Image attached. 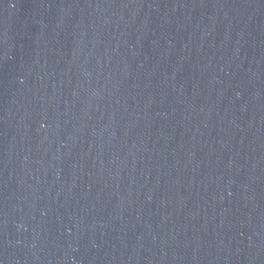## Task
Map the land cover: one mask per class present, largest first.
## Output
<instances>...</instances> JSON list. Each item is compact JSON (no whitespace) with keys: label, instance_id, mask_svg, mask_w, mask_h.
Segmentation results:
<instances>
[{"label":"water","instance_id":"obj_1","mask_svg":"<svg viewBox=\"0 0 264 264\" xmlns=\"http://www.w3.org/2000/svg\"><path fill=\"white\" fill-rule=\"evenodd\" d=\"M0 264H264V0H0Z\"/></svg>","mask_w":264,"mask_h":264}]
</instances>
